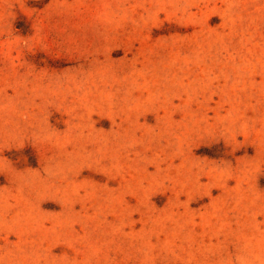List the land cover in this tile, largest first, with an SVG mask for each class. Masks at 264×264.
Here are the masks:
<instances>
[{"label": "rangeland", "instance_id": "1", "mask_svg": "<svg viewBox=\"0 0 264 264\" xmlns=\"http://www.w3.org/2000/svg\"><path fill=\"white\" fill-rule=\"evenodd\" d=\"M0 264H264V0H0Z\"/></svg>", "mask_w": 264, "mask_h": 264}]
</instances>
